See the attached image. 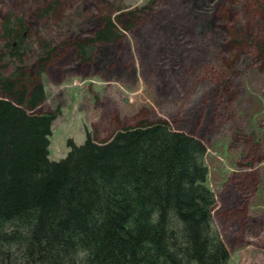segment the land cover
<instances>
[{"label":"rangeland","instance_id":"374dc122","mask_svg":"<svg viewBox=\"0 0 264 264\" xmlns=\"http://www.w3.org/2000/svg\"><path fill=\"white\" fill-rule=\"evenodd\" d=\"M0 0V23L22 16L33 45L51 41L58 54L41 83L51 111L49 157H65L66 140L86 131L104 141L123 127L163 119L206 147L215 193L214 224L228 264H264V0ZM143 9L113 43L91 58L70 42L86 40L99 17ZM119 10V11H117ZM33 53V54H32Z\"/></svg>","mask_w":264,"mask_h":264},{"label":"trees","instance_id":"16d2710c","mask_svg":"<svg viewBox=\"0 0 264 264\" xmlns=\"http://www.w3.org/2000/svg\"><path fill=\"white\" fill-rule=\"evenodd\" d=\"M40 1L44 15L60 0ZM142 12H128L126 21L121 11L100 16L91 38L70 42L76 56L88 61L96 44L117 41ZM32 48L27 21L6 16L0 23V264H228L213 220L203 142L157 119L104 141L86 131L83 143L68 138L65 157L51 159L55 114L41 109V78L59 47L40 41L29 62Z\"/></svg>","mask_w":264,"mask_h":264}]
</instances>
